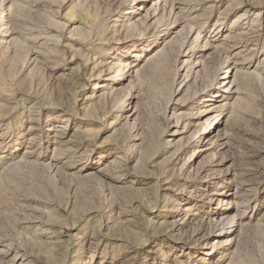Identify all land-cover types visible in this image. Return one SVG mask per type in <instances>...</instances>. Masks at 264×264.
Listing matches in <instances>:
<instances>
[{"label": "rangeland", "instance_id": "374dc122", "mask_svg": "<svg viewBox=\"0 0 264 264\" xmlns=\"http://www.w3.org/2000/svg\"><path fill=\"white\" fill-rule=\"evenodd\" d=\"M164 2L0 0V264H264V0Z\"/></svg>", "mask_w": 264, "mask_h": 264}, {"label": "bare ground", "instance_id": "6f19581e", "mask_svg": "<svg viewBox=\"0 0 264 264\" xmlns=\"http://www.w3.org/2000/svg\"><path fill=\"white\" fill-rule=\"evenodd\" d=\"M165 3H166V0H165V2L163 3V8H164V5H165ZM222 80H226V78H224V79H222ZM222 83H224V81H222ZM240 205H239V203H237V207H239ZM227 219V218H226ZM226 219H224V220H226ZM231 219V218H230ZM228 221V220H227Z\"/></svg>", "mask_w": 264, "mask_h": 264}]
</instances>
